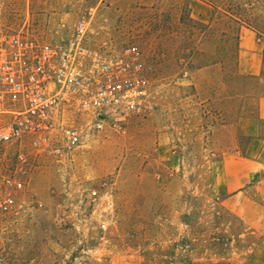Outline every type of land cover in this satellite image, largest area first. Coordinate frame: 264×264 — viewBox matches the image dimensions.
<instances>
[{
  "label": "rangeland",
  "instance_id": "obj_1",
  "mask_svg": "<svg viewBox=\"0 0 264 264\" xmlns=\"http://www.w3.org/2000/svg\"><path fill=\"white\" fill-rule=\"evenodd\" d=\"M82 21L93 47L137 52L147 95L34 178L0 222V264H264V171L229 201L244 181L224 161L264 95V71L238 68L264 0H0L3 33L62 44Z\"/></svg>",
  "mask_w": 264,
  "mask_h": 264
},
{
  "label": "built area",
  "instance_id": "obj_2",
  "mask_svg": "<svg viewBox=\"0 0 264 264\" xmlns=\"http://www.w3.org/2000/svg\"><path fill=\"white\" fill-rule=\"evenodd\" d=\"M87 37L83 21L62 44L0 32V222L39 173L64 166L147 95L135 50L106 52Z\"/></svg>",
  "mask_w": 264,
  "mask_h": 264
},
{
  "label": "crops",
  "instance_id": "obj_3",
  "mask_svg": "<svg viewBox=\"0 0 264 264\" xmlns=\"http://www.w3.org/2000/svg\"><path fill=\"white\" fill-rule=\"evenodd\" d=\"M240 59L238 68L241 73L248 76L262 78L264 71V39L261 33L248 28L240 30L239 37ZM263 80V79H262ZM264 123V95L258 99L257 115L254 117H243L239 122L241 134L249 139L246 154L243 156L237 153H225V170L227 176L234 178L238 183L244 181L234 189H230V200L239 197L240 189L244 193L250 194L253 189H260L262 181H257L258 185L252 184V179L256 173L264 171V137L261 135L262 124Z\"/></svg>",
  "mask_w": 264,
  "mask_h": 264
}]
</instances>
